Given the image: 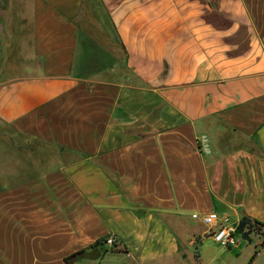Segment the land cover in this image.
I'll return each mask as SVG.
<instances>
[{"label": "crops", "instance_id": "0c3cea01", "mask_svg": "<svg viewBox=\"0 0 264 264\" xmlns=\"http://www.w3.org/2000/svg\"><path fill=\"white\" fill-rule=\"evenodd\" d=\"M210 212L264 224V0H0V264H255Z\"/></svg>", "mask_w": 264, "mask_h": 264}, {"label": "built area", "instance_id": "2783aa9c", "mask_svg": "<svg viewBox=\"0 0 264 264\" xmlns=\"http://www.w3.org/2000/svg\"><path fill=\"white\" fill-rule=\"evenodd\" d=\"M197 145L199 148V151L204 154H210L212 152V145L210 138L203 134L197 138ZM194 218L200 219L202 223L207 225L211 228V236L215 240L216 243L219 245L231 248L233 246L238 245L242 240H246L243 235L239 232L238 225H226L224 222L220 221V217L217 213L210 212L202 215L194 214ZM249 228H246V231H248ZM258 232L253 228V230L250 233V236L253 237L255 235L262 236V232ZM109 242H112V240H109Z\"/></svg>", "mask_w": 264, "mask_h": 264}, {"label": "trees", "instance_id": "16d2710c", "mask_svg": "<svg viewBox=\"0 0 264 264\" xmlns=\"http://www.w3.org/2000/svg\"><path fill=\"white\" fill-rule=\"evenodd\" d=\"M256 227V230L258 232H260L261 230H263L261 233L263 235V238H264V224L257 221L256 219H251L250 217H243L241 219V221L239 222V225H238V229H239V232L243 235V237L251 242L252 241V237L250 236V233L251 231L253 230V228L255 229ZM246 228H249L248 231H246ZM261 246H264V239H263V242L261 243ZM260 250L256 249L252 258H251V261L257 256V254L259 253ZM69 257L66 258V262L69 263ZM71 264V263H69Z\"/></svg>", "mask_w": 264, "mask_h": 264}, {"label": "rangeland", "instance_id": "374dc122", "mask_svg": "<svg viewBox=\"0 0 264 264\" xmlns=\"http://www.w3.org/2000/svg\"><path fill=\"white\" fill-rule=\"evenodd\" d=\"M94 38H95V41H98L99 38L97 36L94 35ZM98 38V39H97ZM93 39V38H92ZM254 240H253V245L256 244L257 245V249L262 251L263 254L257 259L256 263L255 264H264V246H261V243L263 242V237L262 236H259V235H255L252 237ZM260 242V243H259ZM250 263V260L246 261L244 258H243V264H249Z\"/></svg>", "mask_w": 264, "mask_h": 264}]
</instances>
